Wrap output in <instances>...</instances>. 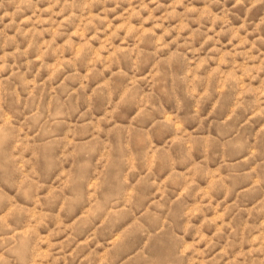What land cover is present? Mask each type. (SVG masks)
<instances>
[{
	"label": "rangeland",
	"instance_id": "374dc122",
	"mask_svg": "<svg viewBox=\"0 0 264 264\" xmlns=\"http://www.w3.org/2000/svg\"><path fill=\"white\" fill-rule=\"evenodd\" d=\"M232 2L233 0H217L216 3L212 0L0 2V92L5 96L3 111L10 123L17 124L21 133H27V139L16 145L22 160L19 186L26 187V191L22 200L14 199L15 191L3 187L0 190V209L7 211L10 207L11 211L7 215L0 211V216H3L5 223L21 224L28 232L39 236L45 245V264L49 261H54V264H119L128 241L142 227L137 220L109 244L101 242L97 247L95 232L85 239L91 226V218L96 212L90 209L84 216L73 220L79 204L78 196L65 198L57 208L61 196L73 186L72 172L62 173L56 183L46 182L56 167L53 157L61 144L58 130L63 129L64 119L71 120L72 113L79 111L77 101V107L64 117L65 108L71 104L74 96L79 95L70 86L81 79L89 81L95 71L92 68L86 76L81 75L87 50L95 51L96 55L91 61L95 65L103 62L102 53L109 48L113 49L108 56V65L101 73L103 75L111 70L112 61L126 51L118 46L121 35L126 33L123 42L127 44L135 33H143L137 37V50L142 45L150 46L153 43L150 34L158 37L157 43L164 49L170 47L165 40L176 36L171 47L181 40L191 41L198 58L197 63L192 58L193 52L188 53L187 61L195 65L189 69V75L193 72L203 73L210 63H214L217 66L208 74L209 84L217 74L224 77L225 83L235 79L244 80L252 76L253 71L264 76V26L256 31L251 30V22L258 14L264 13V4L253 9L249 16L248 31L245 32L239 28L240 21L227 11ZM232 12L243 15V8L232 9ZM106 33L108 35L105 39ZM188 46L187 43L181 44L182 49ZM140 55L143 56L144 53L141 51ZM179 57V52L174 53L169 64L178 61ZM229 61L234 62L231 71H222L228 68ZM254 62H259V66H250ZM137 64L139 65V60ZM237 70L244 75L237 77ZM197 79L201 77L197 76ZM252 79L255 85L259 77ZM254 90L259 89H248L249 92ZM69 92L71 95H67L65 99L64 94ZM193 111L191 101L185 100L182 111L176 117L178 121L182 120L175 126L178 135L171 143L183 149L184 138H188L189 157L198 159L202 150L204 162L196 163L189 169L194 175L176 171L174 166L172 174L163 179L162 183L157 180L160 192L166 197L176 192L181 181L187 184L185 194L174 205L178 218L186 210H190L184 231L178 233L185 242L182 264H264V131L255 139L252 131L256 122L264 120V117H253L250 125L241 130L247 142L239 145L230 139L234 134L231 128L218 122L206 127L207 120L197 124L198 116H193ZM195 111L203 115L204 107ZM24 114H29L28 119L32 122L28 128L22 122L18 124V119ZM86 115L87 113L84 114ZM219 115L222 114L210 119L218 120ZM174 116L175 113L169 114V121ZM70 127L76 128L78 125L73 123ZM73 135L76 133L69 132L63 138L67 141L63 148L64 161H79L82 156H90L94 151L89 143L80 145V151L70 153L69 150L77 145L76 140L69 138ZM86 135V131L80 133V136ZM11 138L7 131L0 134V140L5 144ZM252 145H255V150L244 160L243 156L248 154V148ZM169 155L171 156V152ZM34 160L37 161L36 164H33ZM40 160L44 161L42 168ZM78 167L82 180L89 165L85 162ZM154 170L153 163L149 173ZM57 183L60 187L56 186ZM253 184L256 187H251ZM197 186L199 192L193 196L192 190ZM241 188H246L247 191H241ZM153 195L158 198L160 193L154 192ZM146 200L147 197H144L142 202ZM95 207L99 210L98 205ZM125 219L122 213H115L110 222L115 227ZM179 223L183 221L180 220ZM126 264H132V261H126Z\"/></svg>",
	"mask_w": 264,
	"mask_h": 264
},
{
	"label": "clouds",
	"instance_id": "9594fccd",
	"mask_svg": "<svg viewBox=\"0 0 264 264\" xmlns=\"http://www.w3.org/2000/svg\"><path fill=\"white\" fill-rule=\"evenodd\" d=\"M212 2L216 3L217 0ZM260 4H264V0H233L231 8L227 11L240 21L239 28L247 32L249 16ZM241 7L243 15L232 12V9ZM251 23L252 31L264 26V13L258 14ZM107 35L106 33L105 39ZM140 35L143 33H135L127 44L123 42L126 33L121 35L118 46L125 48L126 51L112 61L111 70L103 75L101 73L108 65V56L112 54L113 49L109 48L107 52L102 53L103 62L95 65L91 63L96 55L95 51L87 50V59L81 75L86 76L92 68H95V71L89 78L91 83L81 79L70 86L79 95L74 96L71 104L65 108L64 117L77 107V101L79 111L72 113L71 120L64 119L63 129L58 130L61 144L53 157L56 167L46 182L56 183L62 173L72 172L73 186L61 196L57 208L63 204L65 198L78 196L79 204L73 220L84 216L90 209L96 212L91 218V226L85 234V239L95 232L97 247L101 242L109 244L115 236L139 220L142 227L135 237L128 241L119 264H126L128 260H131L132 264H182L185 242L183 236L178 233L184 231L190 210H186L183 216L178 218L174 205L185 194L187 184L181 181L176 192L166 197L160 192L157 180L162 183L163 179L172 174L174 166L176 171L188 173L189 176L194 175L189 169L196 163L204 162V153L201 150L198 159L189 157L188 138H184L183 149L171 143L178 135L175 131L176 124L182 122L176 117L182 111L185 100H189L194 110L192 115L198 116L197 124L207 120L206 127H210L218 122L233 130L234 134L230 139L244 145L247 141L241 130L250 125L253 117H264V76L253 71L252 76L244 80L235 79L225 83L224 77L217 74L209 84L208 74L217 64L210 63L203 73L193 72L189 75V69L195 65L187 61L188 53L193 52L192 58L199 62L191 41L181 40L171 47L172 41L177 39L173 36L165 40L170 47L164 49L157 43L158 37L150 34L153 43L150 46L142 45L137 50V37ZM184 43L189 46L182 49L181 44ZM141 51L144 53L143 56L140 55ZM177 52L180 53L179 60L169 64V60ZM204 54L207 55V52ZM233 63L229 61L228 68L222 71H231ZM250 66L257 67L259 62H254ZM236 75L240 77L244 73L237 70ZM197 76L201 79L198 80ZM252 77H259L255 85ZM249 88L259 90L249 92ZM67 95H71V92L64 94L65 99ZM4 105L5 96L0 92V121H3L0 123V134L7 131L12 137L7 144L0 140V190L3 187L11 188L16 193L14 199L22 200L26 187L19 186L22 160L16 145L27 139V133H21L17 124L7 120V114L3 111ZM202 106L204 114L199 115L195 109ZM171 113H175V116L169 121L168 115ZM217 114H222L218 116V120L210 119ZM28 115L24 114L19 118L18 124L22 122L25 128L30 127L32 122ZM82 116L84 119H81ZM73 123L78 127H70ZM85 131L87 135L80 136V133ZM252 131L255 139L264 131V120L257 121ZM69 132L76 133L69 138L77 141V145L69 152H78L80 145L91 143L94 151L90 156H82L79 161L73 159L64 161L63 148L67 141L63 138ZM253 150L255 145L248 148V154L244 155L243 159L247 160ZM85 162L89 167L81 180L78 165ZM36 163L34 160L33 164ZM153 163L155 170L150 174L149 169ZM39 164L42 168L44 161L40 160ZM56 186L60 187V184L57 183ZM251 187L256 185L253 184ZM241 191L247 189L241 188ZM154 192L160 193L158 198L153 195ZM198 192L197 186L192 190V195L195 196ZM144 197H147L146 202H142ZM97 205L99 210L95 207ZM9 211L10 207L4 211V215ZM115 213H122L126 219L113 227L110 221ZM65 218L67 219L66 214ZM180 220L183 223H179ZM44 251L45 245L36 233L28 232L25 226L15 222L5 223L3 216H0V264H45ZM48 264H54V261H49Z\"/></svg>",
	"mask_w": 264,
	"mask_h": 264
}]
</instances>
